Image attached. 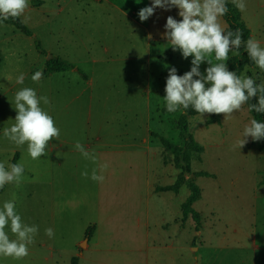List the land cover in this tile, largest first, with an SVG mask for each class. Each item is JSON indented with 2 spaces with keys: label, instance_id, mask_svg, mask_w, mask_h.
<instances>
[{
  "label": "rangeland",
  "instance_id": "374dc122",
  "mask_svg": "<svg viewBox=\"0 0 264 264\" xmlns=\"http://www.w3.org/2000/svg\"><path fill=\"white\" fill-rule=\"evenodd\" d=\"M35 1L19 17L31 35L0 23V162L12 164L18 153L15 163L24 166L19 186L0 189V208L15 197L18 214L38 232L28 256H0V264H181L180 252L190 244L204 247L205 264H264V150L251 137L237 146L253 119L246 106L231 116L217 114L214 122L207 114L203 123L200 114L188 117V132L203 147L190 151L189 173L159 140L183 144L177 126L183 110L167 112L160 92L170 68L183 75L192 66L193 57L174 51L165 37L167 17L181 20L179 10L156 8L142 22L138 12L152 0ZM244 2L246 10L237 9L264 46V0ZM57 56L73 67L34 82L33 74ZM207 67L202 62L200 72ZM21 72L22 85L16 83ZM242 74L264 83L256 65ZM24 87L49 98L41 107L60 129L35 160L27 144L17 147L4 136L15 123V94ZM77 142L95 153L96 163L81 156ZM104 163L102 183L81 175ZM201 170L209 175L196 176ZM180 175L201 190L192 204L199 223L191 213L183 219L185 183L178 192L155 191ZM6 231L15 238L10 227Z\"/></svg>",
  "mask_w": 264,
  "mask_h": 264
},
{
  "label": "clouds",
  "instance_id": "9594fccd",
  "mask_svg": "<svg viewBox=\"0 0 264 264\" xmlns=\"http://www.w3.org/2000/svg\"><path fill=\"white\" fill-rule=\"evenodd\" d=\"M233 2L240 11L246 10L244 0ZM29 6L30 0H0V23L23 16ZM173 6L179 10L178 15L182 19L177 21L172 16L167 17L165 37L174 51L179 49L184 58L192 56L193 59L190 71L183 75H177L174 67L169 69L163 96L166 111L174 113L191 107L200 114L199 122L203 123L204 114L231 116L250 100L256 99L257 103L249 104V111L264 113V83L257 84L246 74L237 75L229 70L226 63L233 50H236V55L240 54L238 50L243 43L250 60L264 70V46L255 37L243 42L239 29L226 30L221 18L228 12L227 0H152L151 6L139 10L138 17L143 22L154 14V9L170 10ZM205 61L209 67L205 69L206 74H202L199 66ZM31 78L34 82L40 81L43 70L36 71ZM24 80L25 74L21 72L16 83L22 85ZM42 103L48 105L49 98L38 96L33 88L18 90L14 97L15 123L4 129L5 138L17 147L27 144L28 154L33 160L45 155L49 142L60 135V129L49 112L41 107ZM246 137L254 141L264 138V122L255 118L250 120L238 141L239 149L246 143ZM74 147L86 160L97 162L95 153L86 150L81 143L77 142ZM107 168V163L99 164L98 168L92 169L90 176L87 170L81 175L102 183L103 172ZM23 173L22 163L6 166L0 162V189L6 184L19 186ZM8 227L14 239L6 231ZM37 232L36 225H28L18 214L15 197L3 203L0 208V256L16 260L28 256L29 245L35 242ZM45 234L49 238L55 235L52 228H47Z\"/></svg>",
  "mask_w": 264,
  "mask_h": 264
},
{
  "label": "trees",
  "instance_id": "16d2710c",
  "mask_svg": "<svg viewBox=\"0 0 264 264\" xmlns=\"http://www.w3.org/2000/svg\"><path fill=\"white\" fill-rule=\"evenodd\" d=\"M38 1L31 0L32 4L37 3ZM227 7L228 12L227 14L222 17L223 20L226 23V30L236 31L237 29L240 30L242 33V41L246 42L249 38H251L250 35V29L246 26L245 22L242 20L240 11L237 9V7L230 1L227 0ZM5 23H9L14 25L16 28L20 29L22 32H24L26 35H31V32L26 28V26L22 23L20 18H9L7 21H3ZM35 47L36 50L39 53H45V50L41 47V44L38 40H35ZM236 50H233L234 54L229 56L227 63V66L230 71H235L237 75H241L242 71L246 66H254L255 64L250 60V58L247 55L246 49L242 43L239 51V55L235 54ZM73 67V65L67 61L62 60L60 57H52L46 61V67L43 70V76H46L48 74L54 73V72H62L69 68ZM259 84L258 82H256ZM207 86V85H206ZM162 94H165L164 91H160ZM257 103L256 99L250 100L247 104H245L247 110L249 111V104ZM183 110V109H182ZM253 118L257 119L259 122H264V113H256L254 111H249ZM198 114L195 112L194 109L189 107L188 110H183L182 113L179 115L177 119V126L179 129V136L181 137L183 144L181 146H175L168 141H166L163 137H159L160 142L165 147H168L171 149L175 154V164L177 167H182L183 170L186 171V173L190 172L191 166V156L190 151H196V152H202L203 147L197 143L193 136L188 132V117L191 115ZM209 122H214L217 119V114H207ZM254 141V140H253ZM259 144V148L261 150H264V138H262L259 141H254ZM18 158V153H15L12 159V164L15 163V161ZM196 176L199 175H209L206 171H197L195 172ZM182 183H185L190 193L186 197V199L181 204L182 209V215L183 219L187 217L188 214H192V217L196 223H199V213L193 209L192 204L200 197V188L198 185L194 182L192 179H185L183 175H180L177 177L175 182L170 185L165 186H158L155 188L156 192L161 191H174L178 192L180 186ZM76 260H73L75 264Z\"/></svg>",
  "mask_w": 264,
  "mask_h": 264
},
{
  "label": "crops",
  "instance_id": "0c3cea01",
  "mask_svg": "<svg viewBox=\"0 0 264 264\" xmlns=\"http://www.w3.org/2000/svg\"><path fill=\"white\" fill-rule=\"evenodd\" d=\"M185 247L187 250L181 251L178 258L181 264H200V263L205 264V260L202 258L206 257L205 256L206 251L204 250V247L202 245L196 244V246H193L190 244ZM216 248H221V247H216ZM253 261L254 262L252 264H255V260Z\"/></svg>",
  "mask_w": 264,
  "mask_h": 264
}]
</instances>
